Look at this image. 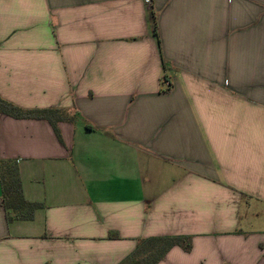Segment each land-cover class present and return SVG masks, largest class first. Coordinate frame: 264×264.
Here are the masks:
<instances>
[{
	"label": "crops",
	"instance_id": "0c3cea01",
	"mask_svg": "<svg viewBox=\"0 0 264 264\" xmlns=\"http://www.w3.org/2000/svg\"><path fill=\"white\" fill-rule=\"evenodd\" d=\"M0 97L74 118L0 113V264H264V0H0Z\"/></svg>",
	"mask_w": 264,
	"mask_h": 264
},
{
	"label": "trees",
	"instance_id": "16d2710c",
	"mask_svg": "<svg viewBox=\"0 0 264 264\" xmlns=\"http://www.w3.org/2000/svg\"><path fill=\"white\" fill-rule=\"evenodd\" d=\"M0 113L16 119L45 120L53 128L59 141L62 140L58 124L73 120L71 114L63 109L25 110L0 97ZM2 184V205L8 223L15 220L31 221L43 204L30 202L23 194L22 180L16 161H0ZM181 247L185 252L192 249L189 236L153 237L141 239L135 251L120 264H158L173 247Z\"/></svg>",
	"mask_w": 264,
	"mask_h": 264
},
{
	"label": "built area",
	"instance_id": "2783aa9c",
	"mask_svg": "<svg viewBox=\"0 0 264 264\" xmlns=\"http://www.w3.org/2000/svg\"><path fill=\"white\" fill-rule=\"evenodd\" d=\"M144 2H145L146 4H150V3L152 2V0H144Z\"/></svg>",
	"mask_w": 264,
	"mask_h": 264
}]
</instances>
